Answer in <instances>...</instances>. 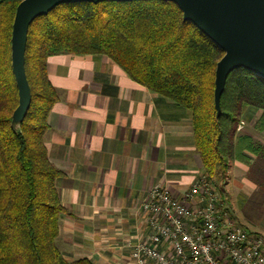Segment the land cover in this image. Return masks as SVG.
Masks as SVG:
<instances>
[{"label": "trees", "instance_id": "1", "mask_svg": "<svg viewBox=\"0 0 264 264\" xmlns=\"http://www.w3.org/2000/svg\"><path fill=\"white\" fill-rule=\"evenodd\" d=\"M21 1L0 0V264H94L68 261L57 246L67 212L56 187L62 173L44 143L59 100L47 74L51 56L109 58L134 82L189 111L203 174L212 183L226 181L239 162L248 167V179L264 187V143L238 133L248 110L259 112L254 127L264 131V79L245 69L232 72L217 118L215 69L224 53L169 1L64 4L36 18L25 52L31 105L13 125L18 90L11 37Z\"/></svg>", "mask_w": 264, "mask_h": 264}, {"label": "crops", "instance_id": "2", "mask_svg": "<svg viewBox=\"0 0 264 264\" xmlns=\"http://www.w3.org/2000/svg\"><path fill=\"white\" fill-rule=\"evenodd\" d=\"M47 74L59 100L44 143L62 173L56 187L67 212L57 246L71 262L132 264L127 244L144 231L146 193L165 187L181 196L203 173L190 113L131 80L105 56H51ZM247 172L231 164L226 182L234 195L255 189Z\"/></svg>", "mask_w": 264, "mask_h": 264}, {"label": "built area", "instance_id": "3", "mask_svg": "<svg viewBox=\"0 0 264 264\" xmlns=\"http://www.w3.org/2000/svg\"><path fill=\"white\" fill-rule=\"evenodd\" d=\"M140 210L144 231L127 244L132 264H264V237L237 224L203 173L181 196L151 188Z\"/></svg>", "mask_w": 264, "mask_h": 264}, {"label": "water", "instance_id": "4", "mask_svg": "<svg viewBox=\"0 0 264 264\" xmlns=\"http://www.w3.org/2000/svg\"><path fill=\"white\" fill-rule=\"evenodd\" d=\"M143 0H22L16 8L11 37V66L18 90V106L12 124L19 125L31 105L25 71L29 27L39 17L60 5ZM175 3L183 20L195 25L224 53L215 69L214 105L221 114L220 100L228 76L245 69L264 79V0H152Z\"/></svg>", "mask_w": 264, "mask_h": 264}, {"label": "rangeland", "instance_id": "5", "mask_svg": "<svg viewBox=\"0 0 264 264\" xmlns=\"http://www.w3.org/2000/svg\"><path fill=\"white\" fill-rule=\"evenodd\" d=\"M254 113H247L242 118L238 133L249 135L255 142L263 144L264 131L262 133L256 131L254 123L257 117ZM251 157L253 158V156ZM242 165L247 167L244 164ZM245 178L255 189L250 191L248 187L247 189L243 188L241 190L242 193L239 195L237 194V190L235 192L237 196L232 193L231 184H228L226 181H214V184L218 187L224 199L227 211L235 219L237 224L250 233L259 234L264 237V187L257 186L247 176Z\"/></svg>", "mask_w": 264, "mask_h": 264}]
</instances>
